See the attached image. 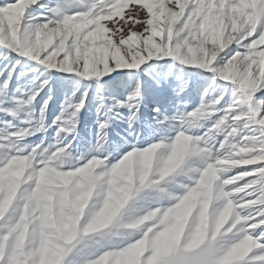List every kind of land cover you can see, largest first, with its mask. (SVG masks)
<instances>
[{
  "label": "snow or ice",
  "instance_id": "snow-or-ice-1",
  "mask_svg": "<svg viewBox=\"0 0 264 264\" xmlns=\"http://www.w3.org/2000/svg\"><path fill=\"white\" fill-rule=\"evenodd\" d=\"M79 2L83 9L66 15L40 0H0V152H7L10 159L22 145H29L28 151L48 146L51 143L43 139L32 144L25 140L51 127L62 141L56 147L72 146L73 141L79 145L80 112L86 103L90 111L95 102L93 140L106 138L110 151L120 157L166 139L175 130L177 117L218 100L216 115L201 133L223 116L229 122L240 117L239 126L233 122L236 137L228 136L231 129L218 135L213 151L223 152V144L231 159L239 162L230 176L236 178L231 187L244 189L241 203L261 196L248 208L243 226L264 247L260 243L264 239V0ZM37 5L50 15L44 19L33 15ZM217 27L222 44L215 42ZM193 77L203 83L192 87ZM89 81L97 82L91 100ZM54 83L65 89L71 85L80 94L66 97L60 114L47 123L49 103L56 104ZM193 94L200 97L199 104H194ZM113 125L123 133H116L119 139L109 136ZM126 145L128 150L121 154ZM9 193L10 189L0 191V204ZM132 195L141 201L156 198L152 192ZM166 195L161 192L160 198ZM4 215L0 264H14L6 211ZM78 245L79 233L54 253L45 252L43 264H67ZM123 247L108 250L109 256L119 255ZM103 258L99 252L78 264H102ZM23 261L20 256L19 264ZM139 264H216L215 246L211 236L195 250H188L181 240L165 254L145 252Z\"/></svg>",
  "mask_w": 264,
  "mask_h": 264
},
{
  "label": "clouds",
  "instance_id": "clouds-1",
  "mask_svg": "<svg viewBox=\"0 0 264 264\" xmlns=\"http://www.w3.org/2000/svg\"><path fill=\"white\" fill-rule=\"evenodd\" d=\"M218 103L177 117L166 139L115 162L103 137L75 148L56 147L62 141L55 137L54 143L31 151L22 145L10 159L0 152V191L10 189L0 204V220H5L6 211L14 264L20 256L23 264H43L45 252L54 253L61 243L76 240L78 233L83 247L103 249L102 264H119L118 255L110 257L105 248L109 243L118 241L122 252L135 247L156 255L181 240L188 250L198 249L209 236L216 264H247L261 246L243 222L261 196L241 203L244 189L231 187L236 178L230 176L232 164L239 162L223 144V152L213 151L218 135L231 129L228 136L236 137L233 122L239 126L240 117L229 122L223 116L206 133L200 131L208 128ZM136 191L152 192L156 198L141 201L132 195ZM161 192L167 193L163 199Z\"/></svg>",
  "mask_w": 264,
  "mask_h": 264
},
{
  "label": "rangeland",
  "instance_id": "rangeland-1",
  "mask_svg": "<svg viewBox=\"0 0 264 264\" xmlns=\"http://www.w3.org/2000/svg\"><path fill=\"white\" fill-rule=\"evenodd\" d=\"M88 0H85V3H87ZM41 4L48 5L49 7H59L61 12L66 15H70L74 12L81 11L83 9V5L80 4L79 0H40ZM43 14V15H40ZM33 15H39V19H44V16L50 15L49 13L46 12L44 8H40L39 5L36 6V8L33 11ZM215 42L217 44H222V34L217 27L215 29ZM177 73L179 72V69H174ZM193 71L195 70L194 67L192 69ZM115 75V74H113ZM105 81L109 84L112 83L111 80H108V78H104ZM193 84L191 85L192 87H195L196 85H199L203 83L199 78L193 77ZM90 84L88 96L89 100H91L94 92H95V86H96V81H89ZM82 87V86H81ZM47 91V88L44 89L43 92H41V96L44 95V93ZM118 91H121L118 89ZM76 92L77 95H79V91L76 90V88L72 87L69 85L67 89L60 87L58 84H53V93L54 96L53 98L56 100V104L53 106V104L50 102L48 106V112H47V123H51L52 120L56 118L57 115L60 114L61 111V104L63 101L66 99V97H72V93ZM194 98V104H199L200 103V97L196 96L193 94ZM37 100H39V97H37ZM39 104L35 105V110L36 113L39 112ZM189 109L193 107V103H190L188 105ZM122 111H126L122 109ZM3 114H0V117H2ZM8 120H12L11 117H7ZM13 124H16L17 121H12ZM259 127V125H257ZM77 131L80 133L79 136H77V140L80 141L79 145H77L76 141H73L72 147L75 148L77 146L83 147L89 139H93L95 136V102L92 104V108L89 111L88 105L86 103V106L84 109L81 110L80 112V123L77 125ZM201 132L203 129L200 130ZM119 132L121 135L123 134L121 129L113 125V128L109 130V136H116V133ZM253 135L255 133H252ZM56 137V129L55 127L48 128L47 131L43 133H37L35 136H30L27 137L25 140V143L32 144L38 142L40 139H43L46 144L49 143H54L55 140L54 138ZM222 138V137H221ZM116 139H119L118 136H116ZM67 140H71V136L67 137ZM67 140H65V143H67ZM149 143V142H146ZM143 146V145H142ZM128 150V146H124L121 150L120 153L123 154ZM9 153L11 152V149L7 150ZM112 162H115V160L119 159V155H113L110 157ZM233 167L238 166V163H233ZM258 234V233H257ZM261 244H264V239L260 241ZM264 255V247L256 249V264H264V259H259L258 257ZM71 258L67 257V264H69Z\"/></svg>",
  "mask_w": 264,
  "mask_h": 264
},
{
  "label": "crops",
  "instance_id": "crops-1",
  "mask_svg": "<svg viewBox=\"0 0 264 264\" xmlns=\"http://www.w3.org/2000/svg\"><path fill=\"white\" fill-rule=\"evenodd\" d=\"M136 202H134L135 204ZM119 242L109 243L105 245V248L116 249ZM122 246V245H120ZM103 249H97L95 245L89 246L87 248L82 245H78L77 248L71 253L68 258L70 259L69 264H78L85 256H92L93 254H99ZM144 256V252L135 247L129 248L126 251L121 252L118 255L119 264H139L140 259ZM247 264H256V249L247 258Z\"/></svg>",
  "mask_w": 264,
  "mask_h": 264
}]
</instances>
